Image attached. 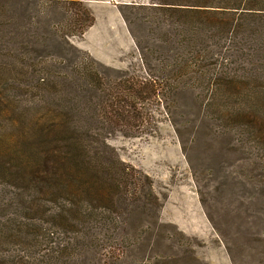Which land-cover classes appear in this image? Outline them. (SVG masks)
<instances>
[{"label":"trees","instance_id":"16d2710c","mask_svg":"<svg viewBox=\"0 0 264 264\" xmlns=\"http://www.w3.org/2000/svg\"><path fill=\"white\" fill-rule=\"evenodd\" d=\"M76 1L0 0V73L32 78L38 91L65 80L73 91L71 104L58 102L41 116L34 100L5 110L11 119L9 139H0V264H133L126 255L151 246L162 202L145 172L108 153V139L153 133L141 108L153 95L184 92L185 107L193 95L208 115L222 104L219 118L256 138L264 158V0L152 2L151 35L142 40L131 30L143 65L133 74L73 45L72 36L94 20ZM24 2L35 7L24 9ZM59 4L60 17L49 16ZM73 5L83 17L69 16ZM10 14L11 24L21 15L36 21L28 44L17 36L19 26L4 32ZM59 38L49 57L48 41ZM67 55L60 75L54 68ZM168 114L174 127L185 125L179 109L169 106Z\"/></svg>","mask_w":264,"mask_h":264},{"label":"rangeland","instance_id":"374dc122","mask_svg":"<svg viewBox=\"0 0 264 264\" xmlns=\"http://www.w3.org/2000/svg\"><path fill=\"white\" fill-rule=\"evenodd\" d=\"M154 1L163 0H77L82 4L78 7L87 10L94 20L83 34L72 36L71 42L105 66L133 74L143 65L131 30L142 40L151 35L148 16L153 11L149 5ZM23 5L24 9L35 7L29 2ZM61 5L64 4L53 7L54 12L48 11L49 16L60 17ZM139 5H145V9H139ZM76 7L69 10L72 19L84 16ZM42 13L41 16L46 15ZM136 14L146 18L139 20ZM4 20V32L9 34L14 25L19 26L17 36L28 44L36 21L31 23L26 15H21L17 23L11 24V14ZM49 23L51 26L57 21ZM13 41V46H17L18 39ZM59 45L60 38L48 41L46 54L50 53V57ZM67 49L70 51L68 46ZM70 57L62 59L63 66L54 68L58 74H64ZM105 73L114 75L107 69ZM4 74L0 73L1 140L10 137L5 125L11 116L5 110L13 101L22 109L26 102L34 100L40 116L52 107L56 109L58 102L62 106L71 104L73 91L65 80L58 84L56 79L54 85L38 91L30 87L36 83L32 78ZM53 78L52 72L49 79ZM184 95L177 93L168 99L153 95L146 99L141 108L150 117L153 133L139 137L114 135L108 139V153L115 151L123 161L145 172L152 184L147 183L162 202L161 219L156 226L159 237L151 246L126 257L133 264H264L263 145L243 128L235 131L237 127L219 118L222 104L214 106L208 115L193 95L187 96L185 107ZM169 106L181 111V121L187 119L185 125L173 126L175 119L168 114ZM229 130L232 132L227 133Z\"/></svg>","mask_w":264,"mask_h":264}]
</instances>
